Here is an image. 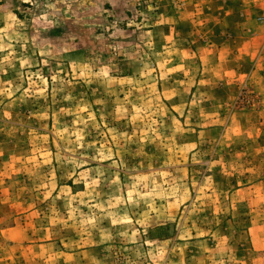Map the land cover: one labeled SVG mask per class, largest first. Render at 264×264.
<instances>
[{
    "label": "rangeland",
    "instance_id": "374dc122",
    "mask_svg": "<svg viewBox=\"0 0 264 264\" xmlns=\"http://www.w3.org/2000/svg\"><path fill=\"white\" fill-rule=\"evenodd\" d=\"M206 2L0 0V264H264V0Z\"/></svg>",
    "mask_w": 264,
    "mask_h": 264
},
{
    "label": "crops",
    "instance_id": "0c3cea01",
    "mask_svg": "<svg viewBox=\"0 0 264 264\" xmlns=\"http://www.w3.org/2000/svg\"><path fill=\"white\" fill-rule=\"evenodd\" d=\"M263 1V0H262ZM204 2H206L204 0ZM243 2V4H242ZM207 6L210 5V10L214 14H210L214 17H218L219 19H223V21L230 19L231 17H239L241 14V5L250 6L251 4H256V0H207ZM217 5L216 10L214 11L211 8V5ZM241 4V5H240ZM205 8V7H203ZM207 7L205 9V12L207 11ZM208 12V11H207ZM246 13V12H244Z\"/></svg>",
    "mask_w": 264,
    "mask_h": 264
}]
</instances>
